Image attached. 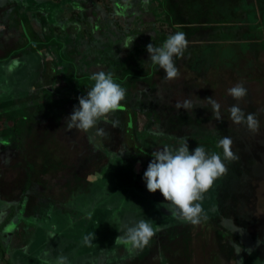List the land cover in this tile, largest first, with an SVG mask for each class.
<instances>
[{
  "label": "crops",
  "instance_id": "1",
  "mask_svg": "<svg viewBox=\"0 0 264 264\" xmlns=\"http://www.w3.org/2000/svg\"><path fill=\"white\" fill-rule=\"evenodd\" d=\"M92 1L70 0L71 4L84 6H82L84 8L82 12L72 7L69 12L66 11L64 15H61V20H63L61 25L63 30H66L70 42L66 41L65 46L55 43L54 47L51 43L47 44L57 54L66 51L76 61L84 62L86 59L88 64L80 68L83 71L81 75H92L101 70L106 73L121 72L126 68L129 74L120 73L125 76L122 82H127V88L135 93L134 98L138 96L139 100L135 102L137 108L135 106L131 117L126 111L118 110L106 120H101L97 127L103 128L106 136L95 135V129L88 133L76 129L68 131L65 118L71 115L74 105L78 106L77 98L85 94L75 87H69L65 91L49 90V87H53L52 85L56 83V74H60V83H65L67 78L70 79L68 73L71 69H68L69 67L55 55L51 57L50 49L47 48L49 55L43 58L40 64L42 76L34 82L30 97L35 99L33 102L36 100L40 103L47 102L46 104L51 108H53L51 104H57L59 113L53 119L55 122L48 123L46 118L42 117L39 120L40 125L36 123L29 133L26 131L24 134L18 129L19 117L16 122L7 120L4 125L1 124L0 133L8 134L12 144H0V264H56L57 258L61 255L67 256L70 264H237V260L241 257L243 264H264V219L260 218L256 212L259 213V206L256 211L251 210L255 217L258 215L251 227V232L240 224H234L232 221L230 224L225 222L224 216L218 211L219 207L212 208L217 212L216 215L210 217L216 221V226L213 227L215 237L209 240L208 230L202 227L197 229L199 225L183 223L175 219L168 212V205L159 191L156 193L147 191L146 184L141 177L147 169L146 164H149L153 158L152 152L159 146V142L158 146L155 143L158 140L162 141L166 136V131H169L167 124L169 126L184 124V128L186 124L181 122L180 115L177 113L167 116L170 110L165 111L163 115L167 120L164 121L161 113L141 104L140 100L152 92L157 98L166 97L168 101L175 99L177 102L183 98H181V91L180 94L179 91L175 94L171 88L167 87H161L149 93L144 92L146 87H140V85L149 86V83L137 77H144L145 66L142 68L140 65L142 61H150L149 55L146 45H141L143 47L136 49L137 53L134 48L139 42H147L150 37L156 39L154 45L157 46L167 36L164 34H173V30L172 28L165 29L167 24L158 20L157 10L153 9L151 4H145L144 0H108L106 4L104 0H98L99 3ZM176 1L178 0H169V3L174 4V11L177 14ZM263 1L239 0L238 2L236 0L235 13L239 14V9L245 7L247 14L248 12L251 15L256 14L257 18L260 14L264 16ZM124 3L126 6L122 8ZM6 4L11 3L1 0V9ZM163 4L166 7L167 0H164ZM193 9L200 11L203 8L200 3H195ZM236 15L233 18L234 22L238 20ZM44 18L41 12L35 13L33 15V20L36 21L35 27L23 20L21 25L16 23V29L19 31L22 27L21 31H24L27 40L32 42L29 35H32L36 27L39 26L42 29L43 35L48 33L50 27ZM104 18L113 19V22L106 24ZM250 19L253 21L251 17ZM26 20L30 21L32 18L28 17ZM121 22L126 23L125 29L121 28ZM234 24L226 28L222 27L224 29L221 38L224 33L232 31ZM261 25L262 23L256 25V37L260 38L261 49H264V29L260 28ZM1 29L3 30V25ZM53 29H57V26ZM80 36H82L81 40H79ZM133 38L135 39L131 46L123 48L126 44H130ZM4 44L9 45L8 42ZM92 44L96 45L97 50L94 47L91 48ZM26 48L33 50L29 45ZM73 76L74 74H71V78ZM89 80L94 83L91 79ZM179 81L181 83V79ZM179 81L175 79L172 84ZM155 83L152 82L149 87L152 89ZM46 90L48 92H45ZM139 91H143L139 94L140 96ZM170 94L173 96L170 97ZM47 99L48 101H45ZM3 105L0 104L1 107ZM169 105L175 106L172 102L167 103L168 107ZM40 108L42 109L41 116L50 114L49 107ZM121 112L128 117L125 124L122 122L124 114ZM3 114L0 112L1 119H3ZM149 114L155 115V119H151ZM140 115L147 118L148 124L143 127L138 123L137 118ZM132 119L135 120L136 127L132 125L133 128L128 133V124ZM113 121H118L116 127H113ZM151 126L154 129H151ZM21 138L25 139L26 145L20 149ZM169 139L172 138L168 137ZM173 140L175 146L171 148L176 149L180 144L177 142L178 139ZM196 144L200 145V143ZM165 145L169 146V143L165 141L162 147ZM142 148L146 149L147 154L140 150ZM10 160L12 161L11 166L14 164L18 166L16 173L9 166ZM3 172L6 175L3 176ZM35 182L44 184L45 187L49 185L54 190V193L51 191L49 194L45 193L46 196L51 197L48 198L50 203L48 214L51 217L48 222L34 223L31 220L26 221L20 215L21 211H26V213L37 211L33 209L39 200L34 195L28 194V191L35 189ZM214 188L212 187L211 190ZM37 194L40 195V193ZM123 202L125 204H122ZM57 207L70 211L74 217L62 223L58 222L55 216L51 215ZM202 207L206 209L203 203ZM116 211L121 213L120 220H118L119 228L123 223L145 219L151 224L158 222L157 226L160 230L143 250L133 249L122 242L115 244L116 238L121 235L118 230L116 235L105 232L104 236L108 238V241L102 240L98 231L97 235H94V232L90 236L93 242L85 244L83 238L89 235L88 228L94 227V223L98 230L101 222L108 223V225L117 223ZM246 212L249 210L247 209ZM26 213L23 214L24 217ZM38 214L41 213L38 212ZM84 217L86 221L81 219ZM170 217L172 222L175 221L172 225H168V222L164 220ZM225 217L229 218L228 215ZM237 225L244 229V235L234 232ZM73 229H77V232L74 233ZM50 233H53L55 237L50 238ZM175 236L180 240L186 238L185 243L182 241V246L186 244L184 250L186 249L187 260L178 259L179 252L173 251L174 245L170 247L171 250L166 247V245L177 243L171 239ZM258 240L261 241L259 246H257ZM232 241L240 244L245 252L242 251L239 256H236ZM102 247L105 251L108 250V253L99 252ZM250 247L254 249L251 255L247 252ZM197 251L204 255L199 254L198 257ZM211 252L215 256L214 260ZM179 254L183 256L182 253Z\"/></svg>",
  "mask_w": 264,
  "mask_h": 264
},
{
  "label": "rangeland",
  "instance_id": "2",
  "mask_svg": "<svg viewBox=\"0 0 264 264\" xmlns=\"http://www.w3.org/2000/svg\"><path fill=\"white\" fill-rule=\"evenodd\" d=\"M7 1L11 4L4 5L2 9L0 7V104H4L2 106L3 109L0 106V112L3 114L4 111L3 119L0 117V129L2 128L1 124L4 125L7 120L16 122L17 117H19L20 122L18 129L24 134L26 131L29 133V130H32L36 126V123H39L40 125L41 122L39 120L42 117L46 118L48 123L55 122L53 119L56 114L59 113L57 109L59 106L57 104H51L53 106V108H51L46 104L47 102L40 103L37 100L33 102L35 99H32L30 95L34 82L42 76L40 71L41 60L49 55V50L47 48L50 49V47L47 43H51L54 47L56 45L55 43L65 46L66 41L68 43L70 42L66 30H63L61 25L63 23L61 15H64L66 11L69 12L72 7L77 8L82 12L84 6H80V4H71L69 3L70 0H54L52 2H48V0ZM94 1L96 3L100 2L98 0H93L92 2ZM104 1V4H106L108 0ZM163 1L164 0H148V3L149 5H152L151 7L153 9L157 10V17H159L158 20L167 24L165 25V29L172 28L173 34L177 31H182L185 33L188 40V47L183 58H174L176 66L180 71V77L176 79V81L181 79V83L180 81L175 84H172L173 81H171V83L164 82L165 73L159 68V66L153 65L151 61L141 62L140 67L142 66L143 68L145 66L143 70L144 77L137 78L140 80L145 79L149 83V86L152 85V82H156L152 89L146 84L140 85V87H146L144 89L145 93L156 91L161 87L171 88L175 94L178 91L179 94L182 92L181 98H183V100L191 99L196 108L189 111L184 109L178 111L174 105L167 106V103L169 102L175 104V99L168 101L166 97L157 98V96L153 95V92L142 98L140 100L141 104L148 108H153L157 113H161L164 121L167 120V118L164 117L163 113L170 110L167 112V116H172V113H177L180 115L181 122L183 121V123L186 124L185 128L184 124L182 126L181 124L179 126H169V124H167L166 127L169 128V131H166L167 134L162 141L158 140L155 143L158 146L159 142V146L154 150L163 148L162 144H165V141L169 143V147L175 146V141L173 139L176 138L178 139L177 142L179 144L184 140H187L189 151L192 152L194 151V149L192 150V146H195L196 144H192L191 140L196 141L199 136V139L209 137V143L203 141V145L201 146L205 148L208 154L215 152L223 159V149L217 145L219 140L224 136L230 137L232 140L231 149L239 159L229 162L231 164L230 166L228 165L227 172L214 182L213 187L216 189L215 195L210 194L212 192L210 189V193L208 191L204 194L203 201L205 199H211V195L218 201L219 189L222 187V179L224 181L225 177H230L228 176L230 173L231 175L234 174L233 171H231V166H233L234 170L238 166L240 172L238 173L235 171V184L230 188L241 191H233V198L235 197L233 205L236 207L235 210L243 212L248 209L249 212H251L252 209L256 211L257 206H259V213L258 211L256 212L260 215V218L264 219V49H261L260 38L258 39L256 37V25L262 23L260 28L264 29V16L263 14H260V17L257 18L256 14L251 15L249 12L247 14L246 10H244L245 7L244 9L241 7L239 9V14L236 15V6H234L236 0H178L176 1L178 8L177 14L174 11V4L172 5L171 2L169 3V0H167L168 4L165 7ZM237 1L239 2V0ZM195 3H200L203 9L200 11H197L198 9H193ZM262 3L264 7V1ZM125 6L126 4L123 5L122 8ZM243 6H245V4ZM38 12L44 14V19L50 29L46 35H43L42 29L39 28V26L36 27L33 30L32 35L28 34L32 40V42H29L25 32L21 31L22 27L19 31L16 29V23L18 22L21 25L23 20H25V23L29 22L30 25L32 24V27H35L36 21L33 20V15L35 13L38 14ZM235 15L238 19L237 22L233 21ZM106 16H108V18L110 17V15ZM28 17H31L32 20H26ZM104 21L108 24L113 22V19L108 20L104 18ZM169 22L171 23L170 25L168 24ZM233 23L235 24L232 27V31L230 30L228 33H224L221 38L223 29ZM1 25H3V30L1 29ZM111 25L114 26L113 23H111ZM55 26H57V29H53ZM120 26L122 29H125L126 23L121 22ZM223 26L224 28H222ZM169 34L170 33L164 34L167 36L161 43L159 42L157 47L162 45ZM155 41L156 39L150 37L147 42H139L134 48V51L137 53L136 49L143 47L141 45L147 46L149 43L154 44ZM5 42H8L9 45L4 44ZM27 45L32 47L33 50L31 48H26ZM92 47L97 50L95 44H92L91 48ZM10 48L11 50L9 51ZM50 53L51 57L55 55L57 59L62 61V63H65L69 67L68 69L71 70H69L70 73H68L70 74V79L67 78L65 83H60V74H56V83L52 85L53 87H49V90L65 91L69 87H75L81 89L83 94L86 95L87 89H89L90 86H93V83L89 80L91 75H81V72L83 71H81L80 68L85 66V64H88L87 60L85 59L84 62L76 61V59L71 57L69 52L66 51L57 54L50 49ZM147 54L149 55L148 52ZM84 57H86V55ZM129 71L132 72V69L129 68ZM121 72L128 73V70L125 68L123 71L121 70ZM121 72L116 71L113 73L114 81L125 88L127 93L126 99L121 102L122 106L120 110L126 111L131 117L135 110V106L137 108L135 102L139 99L137 95V97L135 96L134 98L135 93H132L130 91L131 89L127 88V82H122L125 76L120 74ZM71 74H74L72 78ZM238 82L243 83L247 88V96L241 101L234 100L228 95L227 91ZM45 92L48 91L46 90ZM139 92L138 95L142 94L143 91ZM172 96L173 94H170V97ZM209 97H213L221 105L220 112L223 118L222 121L214 119L211 105L205 100ZM183 100L181 99L180 102H183ZM45 101H48V99ZM237 103L246 115L248 113L255 114V117L259 122V128L257 131L250 130L246 124H234L231 122L228 109L230 106ZM43 106L49 107L51 110L50 114L43 116L40 115V113H42L40 107ZM29 113H31L32 116L29 115ZM121 113L124 114L122 115L124 117L122 122L125 124L127 123L128 117L124 112ZM137 119H139L138 123L141 127L148 124L147 118L143 115H140ZM132 125L133 123L128 125L129 129L133 128ZM134 126L136 127V125ZM152 128L153 126H151V129ZM0 134L1 145L12 144L8 134ZM168 137H171L172 139H169V141ZM13 140H16V138H13ZM20 140L21 143H23H20L21 149L26 145V141L23 138ZM9 162V166H11L12 161L10 160ZM227 162V160L224 161V163ZM10 168L13 169L15 173L18 170L16 164ZM4 175H6L5 172H3V176ZM49 191L54 193L51 186L48 185V187H45L44 184L42 185L39 182H35V189L31 192L28 191V194L34 195L39 200L33 209L37 210L35 212L37 215L32 211L27 213L26 211H21V217L25 218L26 221L31 220L34 223L50 221L51 217H49L48 214L50 203L48 202V198L51 197L46 196V194H49ZM256 191L258 195L255 196L254 194ZM37 193H40V195ZM36 194L38 196H36ZM249 195H254L255 197L252 200H249V198H251ZM122 204H125V202ZM53 205L55 204L53 203ZM57 210H54L51 215H54L56 220L60 223L65 222L72 216L74 217V214L68 210H62L59 207H57ZM38 212L41 214H38ZM204 212L208 219L202 221L197 229L202 227V229L208 230L207 238L210 240L215 237L213 227L216 226V221H214V218L211 219L210 217L216 215L217 212L212 211L207 207ZM25 213L26 217L23 216ZM108 214L110 215L112 213ZM117 214V223H110L108 225V223L105 224V222H101L99 230L95 225L96 223H94V227L90 226L88 228L90 231L88 236H92L94 232V235H97L98 231V235H101V239L108 241V238L104 236L106 235L105 232L116 235L117 228H119L118 220H120L119 217L121 213L117 212ZM257 216L255 217L256 220ZM81 219H85V221L87 220L86 217ZM164 220L168 222V225L175 223V221L172 222L173 220L171 217ZM225 222L229 224L231 223V221L228 220ZM157 223L158 222L152 224L154 228L158 227ZM73 231L76 233L77 229H73ZM171 239H174L177 243L166 245V247L170 249V247L174 245L173 251L183 254L182 256L178 253V259L183 261L184 259L187 260L185 257L186 249L184 250L186 244L182 246V241L185 243L186 238L180 240L175 236L171 237ZM208 244H210V242ZM104 247H102V250L99 252L108 253V250L105 251ZM196 253L198 254V257L199 254L204 255L198 253V251ZM211 255H213L214 260L215 256L212 252Z\"/></svg>",
  "mask_w": 264,
  "mask_h": 264
},
{
  "label": "clouds",
  "instance_id": "3",
  "mask_svg": "<svg viewBox=\"0 0 264 264\" xmlns=\"http://www.w3.org/2000/svg\"><path fill=\"white\" fill-rule=\"evenodd\" d=\"M144 3L147 4L148 0H144ZM134 39L123 48H129ZM187 47L188 40L182 31L170 34L161 46L157 47L153 43L146 46L149 60L165 73L164 82H171L180 77L174 58H183ZM90 79L94 82L93 86L87 89L86 95L77 98L79 104L73 106V112L65 118V125L68 131L76 129L88 133L95 129V135L106 136L104 129L97 125L101 120H106L111 114L120 110L121 102L126 99V89L114 81V74L111 72L106 73L103 70L94 72ZM227 91L228 95L236 101H241L247 96V88L243 83L238 82ZM205 100L211 105L214 119L222 121L221 105L213 97ZM175 108L178 111L180 109L189 111L196 107L191 99H185L183 102L177 101ZM228 112L232 123L246 124L250 130H258L259 122L255 114L246 115L238 103L230 106ZM112 123L113 127H116L118 121ZM217 146L223 149V159L215 152L208 154L200 145L190 152L187 140H184L176 149L164 146L152 152L153 158L143 173V181L148 192L159 191L162 194L168 205V212L178 221L199 225L208 219L201 203L204 194L213 187L216 179L227 172L224 161L231 162L239 159L231 149L230 137L221 138ZM117 230L121 235L116 238L115 244L122 242L133 249L143 250L160 228H154L148 220L140 219L123 223ZM234 232L244 235V229L237 226ZM49 236L55 237L53 233ZM83 239L85 244L93 242L90 236H85ZM260 243L261 241L258 240L257 246ZM232 247L236 256L244 251L235 241H232ZM253 250L251 247L248 248V254L251 255ZM45 255L48 254L45 253ZM56 264H70V261L67 256L61 255L57 258ZM237 264H243L242 257L237 260Z\"/></svg>",
  "mask_w": 264,
  "mask_h": 264
},
{
  "label": "trees",
  "instance_id": "4",
  "mask_svg": "<svg viewBox=\"0 0 264 264\" xmlns=\"http://www.w3.org/2000/svg\"><path fill=\"white\" fill-rule=\"evenodd\" d=\"M81 37H79V40H81ZM151 113V112H150ZM151 119H155V115L153 114H149ZM150 119V120H151ZM133 120V119H132ZM132 120L129 122L128 125H130L131 123H133V125H135V120ZM228 130V129H226ZM130 132V129L128 127V133ZM230 132V131H229ZM203 141H206L207 143H209V137H205V138H201V139H197V141H193L192 144H196V143H200V146L203 145ZM198 144H196L195 146H192V149L197 147ZM142 152L146 153V149L142 148L140 149ZM147 154V153H146ZM226 164V167H228V165L230 166L231 163H229V161ZM230 170V169H229ZM231 171H233L234 174L231 175V173L228 175L230 177H225V180L223 181L222 179V187H220L219 189V195H218V201L217 199L215 200L214 196L216 189H212V192L210 194L211 195V199H205L203 202V205L209 209L211 207L210 210H212V208H217L219 207L218 211L219 213L224 216L223 220L224 221H232V223L234 224H240L241 226H243L246 229H249V232H251V227L255 222V214L253 212H246V211H236V207L233 205V202L235 200V197L233 198V193L235 191L239 192L238 190H234V189H230L234 184H235V180H236V175H235V171H237L238 173L240 172V169L237 168L234 170L233 166H231ZM234 191V192H233ZM241 192V191H240ZM257 191L254 194L255 196L257 195ZM254 195H249V197L251 196V198H249V200H252L255 196ZM217 201V202H216ZM214 211V210H212ZM226 215L229 216L225 217ZM238 226V225H237ZM249 226V228L247 227ZM239 227V226H238ZM236 228V227H235ZM241 228V227H239Z\"/></svg>",
  "mask_w": 264,
  "mask_h": 264
}]
</instances>
